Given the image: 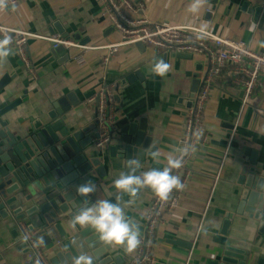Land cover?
<instances>
[{
  "label": "crops",
  "instance_id": "0c3cea01",
  "mask_svg": "<svg viewBox=\"0 0 264 264\" xmlns=\"http://www.w3.org/2000/svg\"><path fill=\"white\" fill-rule=\"evenodd\" d=\"M130 1L137 11L128 13L129 16L146 18L152 23L195 26L217 36L243 35L253 50L264 52V0ZM192 5L199 11H190ZM0 24L41 36L58 34L55 31L58 24L74 42L93 47L86 52L65 46L59 53L47 41L28 38L24 48L34 69L30 72L19 51L10 44L9 55L0 61V83H3L0 108L21 100L3 115L7 133L16 142L26 138L33 128L52 122L50 115L54 112L60 114L67 127L84 131L87 139L102 127L97 104L89 100L105 88L113 87L112 116L104 123L111 141L98 147L93 139L87 158L102 162L81 176L75 187L77 190L81 184L92 181L96 191L86 196L89 208L104 199L119 202L127 219L139 226L143 236L154 193L144 188L131 197L114 188L113 181L125 172L126 160L111 156V148L123 150L120 139L124 129L145 120L147 134L139 147L146 155L141 173L151 168L162 170L169 155L175 158L193 88L197 80L200 85L207 72L208 58L184 57L145 44L141 48L129 44L104 62L108 52L101 46L122 40L120 32L113 27L105 0L8 2V7L0 10ZM80 55L85 57V64L76 60ZM154 59H163L171 66L165 76L152 72ZM220 85L212 90L207 104L208 113L215 118H205L203 122L202 131L208 140L195 154L193 174L185 194L154 236L152 247L158 264H212L227 246L246 252L247 264H257L264 214L257 220L255 214H238L237 210L247 184L256 177L263 182L264 190V117L256 110H264V77L247 104L243 102V90L225 74ZM69 96L77 102H71ZM153 142V150L161 152L159 162L146 154ZM88 203L77 198L68 213L60 214L59 222L69 236L85 229L79 225L73 228L71 222L78 215L76 210ZM228 214L233 217L226 225ZM24 231L31 233L15 220L0 221V264H34L32 246L23 239ZM53 233L60 238L56 230ZM37 242L51 259L53 251L41 240ZM111 254L124 264L134 255L117 246H112Z\"/></svg>",
  "mask_w": 264,
  "mask_h": 264
},
{
  "label": "water",
  "instance_id": "95a60500",
  "mask_svg": "<svg viewBox=\"0 0 264 264\" xmlns=\"http://www.w3.org/2000/svg\"><path fill=\"white\" fill-rule=\"evenodd\" d=\"M55 31L63 38L71 40L66 30L61 29L58 24H55ZM136 45L140 48L145 46L142 42ZM64 49L65 46H60L56 52L61 53ZM2 84L0 83V87ZM198 87L199 80L195 82L189 106L192 105ZM71 96H69L71 102H77ZM20 101L0 108V221L15 220L17 225H25L32 238L26 239L23 232V239L28 240L30 244L32 241L41 240L48 250L53 251V257L50 259L52 264H74L77 257L85 254L92 258V264H124L112 256V245H106L101 241L100 234L91 227L69 236L59 222L60 214L68 213L75 206L77 198L88 203L86 196L78 195L75 183L81 176L91 171L93 165L102 162V159L89 161L86 155L87 149L92 148L93 139L97 141L100 138V129L97 128L93 136L85 139L84 131H74L67 127L60 114L54 112L50 115L52 122L33 128L26 138L16 142L7 133V122L3 115ZM124 132L120 139L124 149L119 151L113 146L111 156L126 160L125 172L131 171L127 168V160L137 156L142 164L136 172L139 176L146 157L143 151L139 150L147 134L145 120L140 125H130ZM245 172L244 169L243 174ZM262 186L263 182L258 177L247 184L238 206V214H255L254 217L261 220L262 213L264 214ZM89 206L88 203L77 209L75 214H80ZM232 217V214L227 215L226 225ZM54 230L58 232L60 238H56ZM260 235L261 249L256 258L257 264H264V223L260 228ZM247 261L246 252L227 246L219 259L212 264H247Z\"/></svg>",
  "mask_w": 264,
  "mask_h": 264
},
{
  "label": "built area",
  "instance_id": "2783aa9c",
  "mask_svg": "<svg viewBox=\"0 0 264 264\" xmlns=\"http://www.w3.org/2000/svg\"><path fill=\"white\" fill-rule=\"evenodd\" d=\"M107 12L111 18L113 27L120 32L121 42L101 46L107 50L104 62L109 61V56L114 54L120 47L134 45L139 42L154 47L164 52L189 54L191 56H206L209 60V68L198 87L192 100V105L185 113V128L178 153L175 158L182 157L183 167L174 169L173 175H178L185 185L181 191L173 190L167 201L159 200L153 194L147 213L146 233L140 236L141 243L133 252V257L128 264H158L157 257L153 253L152 242L160 226L166 223L167 217L177 207L179 199L185 194L187 186L193 174V160L199 147L205 144L208 136L203 134V122L205 118L214 119L213 114L208 113L207 104L211 92L215 87L221 86L222 76L228 77L235 86L244 92L245 104L251 99L262 78L264 77V52L252 49L249 39L239 36H217L208 30H202L195 26L185 24L175 25L169 22L152 23L146 18H135L128 13L136 12L135 5L130 0H105ZM15 4L17 0H8ZM207 12H212L207 9ZM0 34L12 38V43L22 58L25 60L30 72L34 69L29 64L25 44L28 38H37L51 43L53 49L60 46L77 47L83 51H89L93 47L80 45L73 40H67L60 34L41 36L23 30H16L0 24ZM78 63L85 64L83 55L76 58ZM113 87L105 88L99 96L90 98L89 103L97 104L98 115L101 122V136L96 141L98 147H104L111 141L108 127L105 122L111 118V98ZM264 117V110L256 109ZM24 237L31 239L32 234L24 231ZM33 263L52 264L44 249L37 241H32Z\"/></svg>",
  "mask_w": 264,
  "mask_h": 264
},
{
  "label": "clouds",
  "instance_id": "9594fccd",
  "mask_svg": "<svg viewBox=\"0 0 264 264\" xmlns=\"http://www.w3.org/2000/svg\"><path fill=\"white\" fill-rule=\"evenodd\" d=\"M8 7V0H0V10ZM190 11L196 13L199 8L196 5L190 7ZM2 31V30H0ZM12 38L4 35L0 39V61L9 55V45ZM170 65L163 59H154L152 72L157 76H165L170 70ZM155 149V142L147 149V155L154 161L159 162L161 152ZM142 167L141 161L137 156L127 160V168L130 172H122L113 181L116 190L135 197L144 188H149L161 201H167L170 193L175 189L181 191L185 185L181 182L178 175H173L174 169L183 167V159L167 157L166 165L161 169L151 168L137 176L136 172ZM96 191V185L92 181L81 184L77 188L80 196H88ZM73 228L79 225L81 228L91 227L99 233V239L106 245L122 247L128 254L133 253L141 243L139 226L127 219L125 210L119 202L112 203L107 199L98 201L94 206L76 215L71 222ZM74 264H92V258L80 255L74 260Z\"/></svg>",
  "mask_w": 264,
  "mask_h": 264
}]
</instances>
